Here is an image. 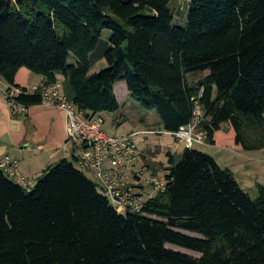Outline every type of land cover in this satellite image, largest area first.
Wrapping results in <instances>:
<instances>
[{
    "label": "trees",
    "instance_id": "1",
    "mask_svg": "<svg viewBox=\"0 0 264 264\" xmlns=\"http://www.w3.org/2000/svg\"><path fill=\"white\" fill-rule=\"evenodd\" d=\"M185 1L177 25L173 0H0V79L26 109L42 97L15 84L21 69L61 82L90 121L119 109L114 87L125 82L165 133L188 125L198 103L209 145L264 149V0ZM168 158L164 191L124 215L76 158L31 187L0 170V264H264V185L251 199L208 154Z\"/></svg>",
    "mask_w": 264,
    "mask_h": 264
},
{
    "label": "built area",
    "instance_id": "2",
    "mask_svg": "<svg viewBox=\"0 0 264 264\" xmlns=\"http://www.w3.org/2000/svg\"><path fill=\"white\" fill-rule=\"evenodd\" d=\"M40 91L42 105L61 110L65 115V131L67 145H70L76 158V167L91 176L97 184V190L116 210L118 214L140 213L145 203L156 194L164 191L165 181L157 185V193L145 198L144 185L141 181L143 172L136 171L139 166L140 151L134 138L140 133H130L122 137L107 135L102 129L101 118L86 120L77 107L65 96L61 82L49 86H36L28 93ZM4 98L12 117L24 116L27 109L18 105L14 98L22 94L21 90L11 89L4 91ZM203 118L198 103L194 106L193 119L181 127L177 132L144 131V135L167 134L179 142L185 149H196V146H205L206 137L198 133V126ZM18 162L5 156L0 160V170L14 178L21 185L31 187L33 184L19 175ZM133 173L134 182L129 184L126 174ZM153 183V180L147 182Z\"/></svg>",
    "mask_w": 264,
    "mask_h": 264
},
{
    "label": "rangeland",
    "instance_id": "3",
    "mask_svg": "<svg viewBox=\"0 0 264 264\" xmlns=\"http://www.w3.org/2000/svg\"><path fill=\"white\" fill-rule=\"evenodd\" d=\"M171 7L175 17L174 23L177 25H183L187 16V2L185 0H173ZM110 36L111 32L105 31L103 39H107ZM99 64L100 61L96 63L92 69H103V66L99 68ZM206 75V73L190 75L188 76L189 83L194 84L206 77ZM115 94L117 100L119 101V109L114 113H102L100 115V118L103 122L102 129L107 133V135L122 137L130 133L139 132L140 134L133 140L137 144L140 153L144 152L147 145L149 144L148 149L151 150L152 154L155 156L156 167L160 166L159 163L169 165V163H167L169 158L164 153L166 150L172 154V157L177 164L183 151L185 150L184 144L167 134H141V132L144 131H154L157 129L161 130V127L158 126L159 118L157 114L154 111L142 109L129 95L125 82H118V84L115 85ZM198 133L200 132L198 131ZM195 148L200 152L205 154L209 153L210 155L217 157L216 159L220 165L219 167L223 170L228 169L231 171L239 186L249 195L251 199H254L257 195L256 186L264 185V155L259 153L260 150L264 149L250 152L244 150H241L243 152H235L228 148L220 150L218 148L214 149L207 145L196 146ZM155 172L156 176H147V174L142 175L141 181L144 185L145 198H147V196H154L157 193L156 183L161 184L164 181L165 171L163 169H158ZM84 174L93 182H95V180L87 173ZM126 180L129 184H132L134 182L133 173L126 174ZM148 180H153V183L148 184ZM167 248L191 255L193 257L200 256L196 253L172 246H167Z\"/></svg>",
    "mask_w": 264,
    "mask_h": 264
},
{
    "label": "crops",
    "instance_id": "4",
    "mask_svg": "<svg viewBox=\"0 0 264 264\" xmlns=\"http://www.w3.org/2000/svg\"><path fill=\"white\" fill-rule=\"evenodd\" d=\"M104 65L106 66V62L100 61L99 68L101 66L104 68ZM100 70L98 68L92 69L91 72L96 73ZM43 83L42 77L32 75L26 69H21L15 78L17 86L28 90L43 85ZM7 88L6 82L0 79V160L9 156L12 160L17 161L19 163L18 174L33 184L47 168L61 160L71 161L75 158L72 147L67 145L65 115L59 109L41 104L28 108L24 116L12 117L3 95V91ZM158 126H160V122ZM206 145L214 149L224 150L228 148L235 152H243L233 142L228 145H209L206 141ZM148 146L149 144L145 151L140 153L139 166L136 171H141L147 176H156L155 171L163 169L166 175V169L169 168V165L159 163L160 166L156 167L155 156L148 149ZM164 153L166 156H172L168 150ZM259 153L264 155V150H260ZM206 154L210 155L209 153ZM210 156L217 162V157Z\"/></svg>",
    "mask_w": 264,
    "mask_h": 264
}]
</instances>
